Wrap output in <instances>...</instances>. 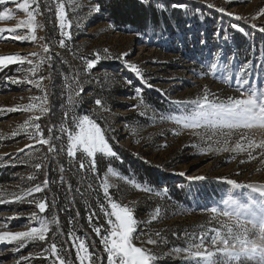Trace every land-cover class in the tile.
Returning <instances> with one entry per match:
<instances>
[{
  "label": "rangeland",
  "instance_id": "1",
  "mask_svg": "<svg viewBox=\"0 0 264 264\" xmlns=\"http://www.w3.org/2000/svg\"><path fill=\"white\" fill-rule=\"evenodd\" d=\"M153 1H173L172 6H178L182 10L184 8L185 14L190 11V13H199L202 21H204V13L196 6L201 5L216 11L223 8L224 12L218 11L222 16L218 21L219 25L223 21L229 24L230 19L238 20L237 17H241L247 21L251 36L254 32L264 35V32L260 31L261 28H264V14H261V10L264 9V0ZM18 3L23 4L24 0H5V3L0 4V14L8 12L11 17L0 19V29L15 28L20 21L27 20L28 11H35L38 3L39 11L35 13L37 40L17 39L16 37L31 34L30 29L23 26L14 33L0 34V56L18 55L26 58L23 63H13L0 68V170L7 164V161L14 158L13 154L22 152L38 143L37 139L32 138L31 133L33 129L31 125L37 120L31 121L29 125H25V121H29L31 117L38 116L40 118L44 113L41 114L38 109L25 111L21 106L30 103H44L43 98L46 96L47 101L44 106L49 109L50 104L54 102L53 97L56 93V99L60 98L68 113L71 114L70 124H73V117L83 116L79 109V103L82 101L80 104L89 105L90 93H84L83 84L72 81L67 73L64 84L57 82L54 70L62 65V59L73 66L80 78L87 75H101L103 80L121 82L126 87L129 86V80L126 78L121 80L122 77L116 72L107 68L101 70L96 68L99 62L106 61L120 62L124 66L135 64L141 71L139 78L142 79L143 84L166 92L167 97L176 108L184 107L175 102L190 101V98L202 97L205 91L209 93V99H216L217 102L227 101L229 97H239L243 90L239 87L241 69L245 65H247V69L243 78L247 79L249 84L244 88L253 87L264 90V53L258 63L244 64L240 62L237 64L233 57L227 55L226 42L219 41L214 44L216 51H212L209 59L204 61L203 68L193 70L189 69L192 63L183 60L179 54L169 51L164 46L156 45L149 37L116 29L100 6L99 11L96 10L98 3L94 0H36V2L29 0L28 11L18 8ZM60 3L65 5V23L70 25L63 30L59 27L57 16ZM227 13H232V15ZM62 31H69L71 39L64 37ZM61 39L65 40L63 47L59 43ZM44 46L48 47V52L44 51ZM105 49L108 50L107 54L104 52ZM259 49L264 51V47L261 45ZM124 53L128 55L122 56ZM97 54L101 56V60L89 69L88 61L94 59ZM117 57L122 58L118 59ZM28 61H32V63L29 64ZM169 63H173V65L170 66ZM213 63L217 64L215 69L211 67ZM36 65L39 67L34 73L31 69ZM184 79L190 82L186 84ZM13 80L19 82L13 83ZM36 82L40 83V87L36 86ZM77 84L79 88L74 89V85ZM58 90L60 92H57ZM136 90H141V88L137 87ZM83 95L85 97H82ZM32 97L41 99L33 100ZM115 98L117 102H132L136 106L132 109H125V107L113 105L103 109L119 131V135L122 137L121 144L135 152H149L146 157L158 164H162L173 153L180 150L184 156H187V159L173 165L170 172L172 175L185 173L184 176L190 179L197 176L204 177L210 173L225 180L231 187L230 195L227 198L220 196L215 199L201 200L195 205L182 207V211L179 209L178 214L172 215L173 210L169 212L166 210L168 206L162 204L161 197L155 198V193L146 190L141 185L137 187L138 184L128 180L117 170L108 169L96 181L98 192L104 196L102 185L106 181L112 200L115 197L118 198L117 201H114L131 207L135 218L142 220V225L134 233L133 243L138 247L143 246L148 249L150 254L156 257L154 264H198V260L192 258L185 249H191L192 252L197 251L192 245L199 243L200 239L204 238L205 243L200 251L215 250L214 246L210 245L211 237L214 235L211 229L221 228V225L227 220L221 215L223 211L231 210L225 201L233 200L241 205H248L252 201L259 203L263 200L255 192L256 188L254 189L253 183L264 179V148H250L249 144L259 145L264 142V126L253 124L250 128H227L202 124L200 128L193 129L185 127L182 122L177 123L176 119H173V117L184 115L186 111L190 112L193 105H188V109L182 111L170 112L172 114H160L146 106L141 99V94L137 95V91L131 97L117 95ZM9 108L18 110L6 111ZM133 111L141 115L148 114L150 122L132 126L121 122L119 117ZM13 133L16 135L13 136ZM237 144H240L246 151H233ZM205 148H211V151L202 152L201 150ZM223 148H227L228 151H217V149ZM79 151L82 150L77 148L75 154ZM7 157L10 158L7 159ZM223 157H226V165L214 169L215 163ZM83 159L85 162L88 160L87 156ZM14 178L15 175H12L7 182L0 180V201H4L0 203V233L22 232L28 231L32 227H39L40 222L31 219L34 212L41 219L48 222L50 220V217L40 212L38 207L32 209L22 206L21 209L13 205L17 200L10 194L16 192L20 186V181L14 180ZM229 181H236L239 186H235ZM25 193L22 191L18 196H24ZM102 200L107 201L104 197ZM29 201L34 204L33 201ZM147 205L149 207L163 205L166 211L160 215L157 213L146 214L142 206ZM212 208H216L217 212L211 213L210 209ZM108 211H111L110 205ZM106 212L101 209L98 211L100 218L105 221L100 234L95 232L97 227L87 226L83 227L82 234L61 235L55 229L51 231L52 227L49 222V231L45 241H29L23 248H20L15 241L0 242V264H59V261L46 250L52 243L58 244V252L65 264H81L76 256V245L81 241L90 254L84 264H108L107 253L101 243L102 237L107 235L105 229L110 228ZM154 217L155 219H153ZM188 226L191 230L187 229ZM247 226L251 228L250 224ZM179 230L182 232L181 235L176 233ZM195 231H198L196 235ZM170 232H173L176 239H171L168 242L169 240L165 236H169ZM202 233H206V237H202ZM149 238L157 240V244L144 243ZM248 238L259 242L256 231L249 232ZM61 239H64V242H61ZM174 242L177 244L172 245ZM17 249L19 250L17 251ZM80 253L84 254L83 249L80 250ZM22 257L30 258L24 260L21 259ZM238 264H261L259 254L252 258H242Z\"/></svg>",
  "mask_w": 264,
  "mask_h": 264
},
{
  "label": "trees",
  "instance_id": "2",
  "mask_svg": "<svg viewBox=\"0 0 264 264\" xmlns=\"http://www.w3.org/2000/svg\"><path fill=\"white\" fill-rule=\"evenodd\" d=\"M94 1L108 15L109 21L116 29L149 37L156 45L164 46L169 51L179 54L183 60L192 63L189 69H202L204 61L209 59L212 51H216L214 44L219 41L226 42L227 55L233 57L237 64L240 62L244 64L258 63L264 53L259 49L260 45L264 47V35L254 32L251 36L247 21L242 18L230 19L229 24L223 21L219 25L218 21L222 18L220 13L205 6H196L204 13V21H202L199 13H190V11L185 14L184 8L182 10L178 6H172L173 1ZM118 63L99 62L96 69L107 68L118 73L122 77L121 80H124L123 78L129 80L127 87L121 82L103 80L101 75H87L80 78L73 66L64 59H62V65L54 70L57 82L64 84L67 73L72 81L83 84L84 93H90L89 105L84 106L80 104L82 103L80 101L79 109L83 115H89L105 130L109 144L117 153L115 157L103 153H97L95 157H88L82 151L77 152L74 156L68 155V133L62 132L61 128H72L74 125L69 122L70 112L68 113L60 98L56 99L57 94L55 93L54 102L50 104L49 111L36 122L41 126L44 138L50 140L49 145L36 143L22 152L13 154L14 158L7 161V164L0 170L2 182L10 180L12 175H15L14 180L20 181L16 192L10 194L14 198L22 191L27 192V190L40 185L42 189L40 192L24 195L23 199L17 200L13 205L21 209L22 206L34 209L37 208L38 203L45 202L46 209L43 213L50 217L51 231L55 229L61 235L82 234L83 227L87 226L103 227L105 221L100 218L98 211L101 209V204L105 206V211H108L109 205L107 201L102 200L104 196L98 192L96 181L110 168L117 170L119 174L127 177L133 183L155 193V198L161 197L162 204L168 206L166 210L168 212L173 210L172 215L178 214L179 209L182 211V207L195 205L201 200L215 199L220 196L227 198L230 195L231 187L228 183L210 173L206 174L202 180L188 179L177 173L172 175L170 172L173 165L187 159V156H184L180 150L173 153L162 164H158L146 157L149 152H135L120 143L122 137L103 109L113 105L132 109L135 104L126 101L117 102L115 100L117 95L134 96L137 87H139L141 88V99L146 106L160 114H169L175 110L182 111L188 109V105L183 106L184 108L174 107L175 105L167 97L166 92L145 86L142 79L137 77L127 66ZM169 65L172 66L173 63H169ZM184 82L187 84L190 81L184 79ZM78 84L74 85V89L79 88ZM96 99L102 101L100 106L95 104ZM190 100L194 99L190 98ZM119 119L131 126L150 122L148 114L141 115L135 111L119 117ZM49 128L52 129L51 133L48 131ZM31 133L32 138L37 139L34 128ZM49 147L53 151L49 152ZM85 156L88 159L86 162L83 159ZM225 158L219 159L215 163L214 169L226 165ZM93 160H95L94 171L91 167ZM36 163H41L40 169L35 168ZM81 163L85 165L83 169L80 168ZM45 181H47L46 184ZM114 200L117 201L118 198L115 197ZM151 206H142L144 213L160 215L166 211L163 205ZM90 217L91 219H89ZM53 219L55 223L52 222ZM137 221V228H139L143 222L138 219ZM187 229L191 230L190 226ZM176 233L181 235L182 232L179 230ZM197 233L198 231H195V235ZM165 237L169 240L168 242L171 239H176L173 232ZM62 241L64 242V239H61ZM175 244L177 243L174 242L172 245Z\"/></svg>",
  "mask_w": 264,
  "mask_h": 264
},
{
  "label": "snow or ice",
  "instance_id": "3",
  "mask_svg": "<svg viewBox=\"0 0 264 264\" xmlns=\"http://www.w3.org/2000/svg\"><path fill=\"white\" fill-rule=\"evenodd\" d=\"M36 2V0H33ZM5 3V0H0V4ZM18 8L28 11L29 0H24L23 4H17ZM211 7V5H209ZM96 10L99 11V5L96 6ZM39 11V4L37 3L35 11H28V19L20 21L15 28L0 29V34L4 32H16L22 26L30 29L31 34L26 36L16 37L20 40H37L35 34V28L37 27L35 23V13ZM218 11L224 12V9H218ZM232 15V13H227ZM261 14H264V9L261 10ZM57 16L59 20L60 29H65L70 27L65 23L66 13L64 3L58 5ZM11 18L8 12L0 14V19ZM241 17H237L240 19ZM255 27V25H253ZM260 31L264 32V28ZM62 35L68 39H71V33L69 31H62ZM11 38V37H8ZM60 45L63 47L65 45V40H60ZM44 51L48 52L47 46H44ZM107 49L104 52L107 54ZM35 55V53H33ZM127 53L122 54V56H127ZM118 59L122 57H117ZM26 58L19 57L18 55H6L0 56V68L13 63H23ZM101 56L97 54L94 59H91L87 63L89 69L93 68L99 61ZM29 64L32 61H28ZM39 65H36L31 71L35 73ZM127 67L136 74L137 77H141V71L135 64H128ZM213 69L217 67V64L213 63L211 65ZM247 65L241 69L240 85L239 87L243 89L239 97H229L227 101H219L216 99H209V93L205 91L202 97H197L190 101H177L175 103L187 106L193 105V109L182 116L173 117L176 119L177 123H183L185 127L188 128H200L203 125H210L212 127H227V128H237V127H247L250 128L253 124L264 126V90H258L257 88L248 87L244 88L245 85L249 84L247 79H244L246 74ZM43 79V78H41ZM13 83L19 81L13 80ZM31 83V81H30ZM36 86L40 87V83L36 82ZM137 95H140V90H137ZM213 96L215 94H212ZM33 100L41 99L37 97H32ZM44 103L33 104L30 103L26 106H21L25 111L39 110L41 114L49 111L44 104L47 101V97L43 98ZM95 104L100 106L102 101L100 99L95 100ZM133 107H136L135 105ZM18 109L9 108L6 111H16ZM67 116V113H65ZM39 117H31L29 121H25V125H29L31 121L38 120ZM72 123L74 127L72 128H61L62 132H67L68 140V155L74 156L75 150L77 148L81 149L88 157H95L97 153H103L107 156L115 157L117 153L113 151L106 138L105 130L92 119L89 115H83L80 117H73ZM35 129V134L37 142L42 145H49L50 140L45 139L41 126L38 123H32L31 125ZM23 127V126H22ZM51 133L52 129H48ZM16 133H13L15 136ZM166 146V145H165ZM249 147L264 148V142L259 145L250 143ZM22 151V150H21ZM49 152L53 151L51 147L48 149ZM202 152L211 151V148H205L201 150ZM217 151H228L227 148L217 149ZM233 151H246L240 144H237ZM251 156V154H249ZM254 159V157H252ZM41 163H36L35 168L40 169ZM85 165L80 164V168L83 169ZM91 167L95 170V160L92 161ZM180 175H185V173H180ZM190 179L202 180L204 177L197 176L191 177ZM47 181H45V184ZM229 183L239 186L236 181H229ZM104 198L108 201L111 211H107L106 215L108 217L107 223L110 226L109 229H105L107 235L102 237L101 243L104 245V250L107 253L108 264H154L156 257L150 254L149 250L143 246H136L133 243L134 233L138 225V221L134 216V211L131 207L126 204H120L112 200L109 196V186L107 182L102 185ZM139 187V185H137ZM42 189L40 185L35 188L29 189L24 195H31L33 192H40ZM261 191L264 195V190L257 189ZM166 191V189H165ZM23 199V196H17L16 200ZM4 201H0L3 203ZM225 203L230 207V211H223L221 215L226 217L227 220L221 225V228H213L211 231L214 235L211 237L210 245L214 246L215 250H205L200 251L203 248L205 240L200 239V242L192 245L197 251L192 252L191 249H185L188 254L198 260V264H238L242 258H252L259 254L261 264H264V200L257 203L252 201L248 205H241L237 201L229 200ZM40 212H44L46 209V203L40 202L37 204ZM102 211L105 210L103 204L100 205ZM211 213H216L217 209H210ZM247 217L248 219H243ZM114 218V219H113ZM31 219L38 220L40 222L39 227H32L28 231L15 232V233H0V242H17L20 248L26 246L29 241H45L47 233L49 231V222L47 220L41 219L35 212L32 213ZM91 219V217L89 218ZM155 219V217L153 218ZM55 223V220L52 221ZM251 225L249 228L247 225ZM224 229V231H221ZM256 231L258 234L257 240H250L248 238L249 232ZM95 232L100 234L101 228H95ZM206 233H202V237H206ZM144 243L149 245L157 244L155 239H147ZM77 247L76 256L81 264H84L90 257V254L85 248L83 241H81ZM83 249L84 254L81 255L80 250ZM19 249H17L18 251ZM51 253L52 256L59 261V264H65L64 259L61 258L58 252L57 245L52 243L50 248L46 249ZM30 257H22L21 259L27 260ZM219 258V259H218Z\"/></svg>",
  "mask_w": 264,
  "mask_h": 264
},
{
  "label": "bare ground",
  "instance_id": "4",
  "mask_svg": "<svg viewBox=\"0 0 264 264\" xmlns=\"http://www.w3.org/2000/svg\"><path fill=\"white\" fill-rule=\"evenodd\" d=\"M258 180V179H257ZM259 182V183H258ZM254 184V189H255V192L257 193V195L259 197H261L263 200H264V195L261 194V191H258L257 189H261V190H264V179L263 180H258L256 182L253 183Z\"/></svg>",
  "mask_w": 264,
  "mask_h": 264
}]
</instances>
